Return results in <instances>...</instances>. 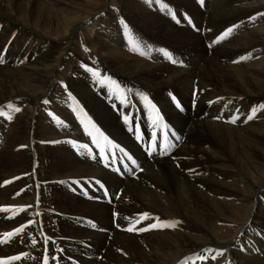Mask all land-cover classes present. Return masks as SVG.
<instances>
[{
	"label": "bare ground",
	"instance_id": "obj_1",
	"mask_svg": "<svg viewBox=\"0 0 264 264\" xmlns=\"http://www.w3.org/2000/svg\"><path fill=\"white\" fill-rule=\"evenodd\" d=\"M64 1L0 0V260L264 264V0H126L144 41L183 57L118 26L88 54L98 75L62 78L38 32L64 24L72 43Z\"/></svg>",
	"mask_w": 264,
	"mask_h": 264
},
{
	"label": "rangeland",
	"instance_id": "obj_2",
	"mask_svg": "<svg viewBox=\"0 0 264 264\" xmlns=\"http://www.w3.org/2000/svg\"><path fill=\"white\" fill-rule=\"evenodd\" d=\"M17 1L25 2V0H17ZM124 1L126 0H65L64 5L67 7L69 12H71V17L73 16L76 19L82 20L81 24H79L78 28L75 30L76 35H75V39L72 40V43L70 42L69 39L70 36L67 37L65 36L64 24L61 25L57 24L53 26L42 25L41 30H39L38 32V36L41 39L50 41L52 43H56L55 45L58 46V50H57L58 54H60L61 52H66V56H64V61L62 60L61 63L62 78L70 75L73 71L74 65L79 62L84 64L86 67H88L89 65L91 66L94 65L95 69H92V74H90L89 76L96 75L94 74L97 73L96 72L97 66H95L96 59L88 56V54H90L91 52L98 54L97 51L99 48L98 47L99 46L98 42H100L99 40H102V37L105 33L110 34L113 31L114 32L117 31L116 27L118 26L124 30V33L127 32V30L132 29L133 27L134 34H136L139 37V39L142 40V44H143V49L139 45H138L139 48L138 49L135 48V49L139 52H143L145 56L152 54V52H157L163 57L165 56L167 59H169V56L164 55V53L167 52L171 58L176 60L178 56L183 57L180 55V53L182 54L183 51L189 49L190 47L187 46L183 48L185 50L182 49L181 51H177L174 48L165 44L154 43L150 40L144 41L142 34L139 32V30H137L134 27V25H131L128 17L126 16L125 14L126 11L124 10V4H123ZM130 1L135 3H142L144 7L150 8L152 10H160L161 8L171 10L170 9L171 3L168 0H130ZM261 16H264V11L261 12L260 17ZM167 19H169V22L171 23L173 22L172 24L178 25L174 21L175 19H172L169 16L167 17ZM178 19H180V21L182 22L181 17ZM125 25H127V28H125ZM193 29L195 34L201 33L200 28L195 26ZM118 37L119 36L117 35L116 38ZM228 38H226L225 41ZM225 41H223L222 43H224ZM132 47H133L132 45L128 46L130 50L132 49ZM166 150L167 147L164 149V151L166 152ZM108 202L111 206V200ZM252 204L254 205V207L258 205L257 201H253ZM250 222L251 220L250 221L247 220L246 222L244 219H238L236 222L232 223L231 227L238 228L242 224H244L245 227ZM255 228L258 229L256 224H255ZM223 239L225 240L229 238L224 237Z\"/></svg>",
	"mask_w": 264,
	"mask_h": 264
},
{
	"label": "snow or ice",
	"instance_id": "obj_3",
	"mask_svg": "<svg viewBox=\"0 0 264 264\" xmlns=\"http://www.w3.org/2000/svg\"><path fill=\"white\" fill-rule=\"evenodd\" d=\"M203 2V0H201V3ZM125 28H127V25H125ZM233 31V29L232 28H228L220 37H219V39L220 40H223L226 36H228L229 35V33H231ZM133 46L135 47V48H139V46L137 45V44H135L134 42H133ZM141 54H143V52H141ZM164 55H166V56H169V58L171 59V57H170V55L167 53V52H165L164 53ZM0 62H2V61H0ZM94 74H97L98 75V73H94ZM69 96H70V98L71 99H75L74 97H71V94H69ZM145 99H147V97H145ZM45 103H47V101H45ZM8 107H13L12 105H9ZM16 112H19L20 111V109L19 108H15L14 109ZM4 113H3V110H0V115H3ZM253 118V116L252 115H249L248 116V119L249 120H251ZM8 119H11V116H9L8 117ZM232 123H235V119H233L232 121H231ZM81 148H85V149H87V145H81L80 146ZM153 148L155 149V144L153 145ZM0 211H9V209H7V208H5V209H0ZM144 216H147V214H144ZM143 218V217H142ZM149 227H155V224H153V225H150ZM127 231H129V232H131V231H133V230H136L135 229V224L133 225V227H129L128 229H126ZM140 231H145V230H148L147 228H145V229H139ZM23 231V228H20V229H17V232H22ZM11 235H13L12 233H8V234H6V236L4 237V239L6 240L7 238H8V236H11ZM47 239V238H46ZM36 241H35V239H33V243H35ZM20 259V257H18V256H15V257H11V260L12 261H15V260H19ZM199 259H201V260H203L204 258L203 257H199ZM0 264H10V262L8 261V260H0ZM44 264H48V260H47V257H45V259H44Z\"/></svg>",
	"mask_w": 264,
	"mask_h": 264
}]
</instances>
